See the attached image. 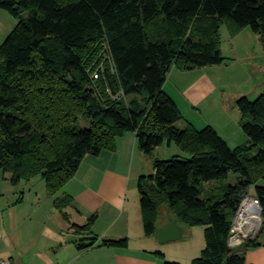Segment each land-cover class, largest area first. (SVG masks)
Here are the masks:
<instances>
[{
  "label": "trees",
  "instance_id": "obj_1",
  "mask_svg": "<svg viewBox=\"0 0 264 264\" xmlns=\"http://www.w3.org/2000/svg\"><path fill=\"white\" fill-rule=\"evenodd\" d=\"M0 8L17 20L0 44V170L10 182L39 175L54 196L85 156L115 150L126 132L147 155L174 142L190 156L155 158L154 172L138 180L145 235L155 234L167 204L180 224L204 227V248L191 264H246L245 251L261 245L264 230L238 248L229 237L252 187L264 218V89L254 100L237 98L247 140L231 147L212 126L178 127L184 117L163 84L172 68L227 64L224 23L232 36L244 28L257 34L264 54V0H0ZM71 202L54 199L64 217ZM94 218L73 225L80 249L98 242Z\"/></svg>",
  "mask_w": 264,
  "mask_h": 264
},
{
  "label": "crops",
  "instance_id": "obj_2",
  "mask_svg": "<svg viewBox=\"0 0 264 264\" xmlns=\"http://www.w3.org/2000/svg\"><path fill=\"white\" fill-rule=\"evenodd\" d=\"M250 34V31L244 28L236 35L230 36V54L224 53L225 45L221 44L222 54L229 59L227 63L231 64L233 56H237L235 63L239 64L238 69H228L227 64L191 70L172 68L163 84V90L180 109L183 121H188L195 127L212 126L231 147L247 140L239 126L240 113L235 104L238 95L230 91L228 85L232 84L235 77L239 80L244 75L248 76V66L256 57L251 42L253 37ZM256 36L259 40V36ZM187 111H190L194 118L188 116ZM196 113H199L200 117ZM151 168L152 157L139 149L135 132H126L117 137L113 151L103 150L98 155L85 156L75 175L59 193L72 199L63 209L67 217L59 212L54 201L47 203L46 208L38 201L35 205L45 210L42 214L44 228L40 242L37 245L29 243L30 247L25 252L23 263L14 259L17 257L15 253L8 256L9 263L164 264L168 260L191 264L192 259L200 256L205 245L203 226H186L176 221L181 227V238L167 242L158 241L155 234L147 236L144 233L138 184L135 188L134 183H138L142 175H148L146 172ZM3 176L5 180L9 178V174L3 173ZM11 190L15 192V188ZM4 193L0 191V195H5ZM22 193L20 201L25 198L24 192ZM249 196L257 198L254 187L250 189ZM36 210L35 207L34 212ZM92 215H95V218L91 232L98 242L90 248L80 249L77 240L82 235L75 231L73 225L85 224ZM58 217L63 218V221ZM171 220L175 219L168 215L164 220L159 217L157 227H165ZM252 220L247 226L248 229H245L248 234H242L243 240L231 246L238 248L242 242L257 238L262 229L264 230L262 214L260 219ZM257 223L260 224L259 231ZM4 234L5 228L0 224V240L4 239ZM120 238L128 240L126 247L99 245L102 239ZM260 241L261 245L258 247L245 251L246 264H264L262 236ZM157 253H161V256ZM0 260L7 259L0 255Z\"/></svg>",
  "mask_w": 264,
  "mask_h": 264
},
{
  "label": "rangeland",
  "instance_id": "obj_3",
  "mask_svg": "<svg viewBox=\"0 0 264 264\" xmlns=\"http://www.w3.org/2000/svg\"><path fill=\"white\" fill-rule=\"evenodd\" d=\"M16 24L17 20L12 16V14L6 9L0 8V44L14 29ZM246 29L250 31V35L253 37L251 42L256 57L252 64H249L248 66V76L244 75L241 77L239 74H236V76H240L241 78L236 80L235 77L232 84L228 85L230 86L228 89L234 93H237L236 96L238 95V98L241 96H247L250 100H254L264 89V54L261 42L258 40L256 34L249 28ZM220 34L221 44L223 43L225 45L224 53L230 54L229 41L231 40L230 36L232 37V35L229 27L225 23L221 25ZM236 60L237 56L234 55L233 60L230 62L231 64L227 63V65H224H226L228 69H238L240 66L237 64V62L235 63ZM188 112L190 111H187V115L190 117L193 116L194 118V115L191 114V112ZM196 115L200 117L199 113H196ZM185 124L186 121H181L177 124V126L184 127ZM82 125L86 126L87 123H82ZM196 128L202 129L204 126L197 125ZM240 129L243 133H245L241 127ZM255 152L256 149L253 150V153ZM175 156L188 158L190 155L182 151L174 142H172L171 145H168L167 142H164L162 145L155 148L151 154L152 160L155 158L158 160H167ZM153 172L154 170L151 168L146 172V174H151ZM3 173L4 172L0 170V191L2 190V192H5V195H0V224L5 228L4 239L0 240V255H4L8 261V256L15 253L14 255H16L18 258L16 257L14 259L20 263H23L24 259L26 258L25 252L27 248L30 247L29 243L33 245L39 244L41 235H43L42 229L44 228V215L42 214H44L45 210L44 208H40V206H36L35 204H37L39 201L41 202L39 204H44V207L46 208L47 203H53L54 199L61 195H59V191L56 195L50 196L47 193L45 181L39 175L31 178L30 180H22L19 182L20 184L18 183L17 185H14L9 179L5 180ZM236 177L237 175L235 173L230 172L228 181L230 183H234ZM260 183L264 184V181H261ZM137 184V181H135V188H137ZM4 186H7V188ZM13 188H15V192L11 190ZM22 192L25 194L24 201H20V198L23 196ZM35 207L37 209L36 212H34ZM167 215L168 206L167 204H164L160 210L159 217L161 220H164L167 218ZM58 219L63 221V218L61 217H58ZM262 238H264V233Z\"/></svg>",
  "mask_w": 264,
  "mask_h": 264
},
{
  "label": "built area",
  "instance_id": "obj_4",
  "mask_svg": "<svg viewBox=\"0 0 264 264\" xmlns=\"http://www.w3.org/2000/svg\"><path fill=\"white\" fill-rule=\"evenodd\" d=\"M100 73L98 70H96L93 73V78L97 79L99 78ZM122 92H119L115 97L121 96ZM262 214V208L260 205V202L258 198L247 196L243 199V201L240 204V207L234 217L231 234L229 237V244H236L242 239V234H248L246 233L245 229L249 225L252 219H260V216ZM257 231H259V223H257ZM256 231V232H257ZM250 237V236H248ZM0 264H10L7 260H0Z\"/></svg>",
  "mask_w": 264,
  "mask_h": 264
},
{
  "label": "water",
  "instance_id": "obj_5",
  "mask_svg": "<svg viewBox=\"0 0 264 264\" xmlns=\"http://www.w3.org/2000/svg\"><path fill=\"white\" fill-rule=\"evenodd\" d=\"M155 235L160 242L175 241L181 238V227L176 220H171L165 227H156Z\"/></svg>",
  "mask_w": 264,
  "mask_h": 264
},
{
  "label": "bare ground",
  "instance_id": "obj_6",
  "mask_svg": "<svg viewBox=\"0 0 264 264\" xmlns=\"http://www.w3.org/2000/svg\"><path fill=\"white\" fill-rule=\"evenodd\" d=\"M253 222V221H252ZM248 229V228H247ZM256 229V228H255Z\"/></svg>",
  "mask_w": 264,
  "mask_h": 264
}]
</instances>
